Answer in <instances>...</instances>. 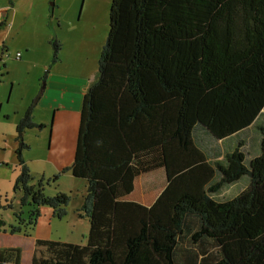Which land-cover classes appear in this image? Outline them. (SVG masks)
<instances>
[{"label": "trees", "instance_id": "16d2710c", "mask_svg": "<svg viewBox=\"0 0 264 264\" xmlns=\"http://www.w3.org/2000/svg\"><path fill=\"white\" fill-rule=\"evenodd\" d=\"M50 44L56 63L62 44ZM41 126L31 108L16 126L20 206L12 223L0 215L12 234L29 235L44 206L62 217L71 200L46 194L23 157L21 133ZM201 134L234 143L209 159ZM159 168L166 184L153 203L127 199ZM63 171L86 181L87 241L38 240L31 264H264V0H111ZM242 178V190L220 195ZM20 261L19 248H0V264Z\"/></svg>", "mask_w": 264, "mask_h": 264}, {"label": "crops", "instance_id": "0c3cea01", "mask_svg": "<svg viewBox=\"0 0 264 264\" xmlns=\"http://www.w3.org/2000/svg\"><path fill=\"white\" fill-rule=\"evenodd\" d=\"M53 1L55 2L54 7L61 10L65 0ZM79 1L80 6L78 4L77 17L73 14V8L70 11V16L68 14L65 17V9L61 14H56L55 9H48V14L47 11L43 13L45 14L41 18L43 22L41 23L40 20L38 30L34 31L32 42H37L40 50L36 43L35 46L25 45L22 48V53L20 52L19 58H16V53L19 51L14 53L15 59L20 60L21 63L26 64L29 68L34 81L43 79L42 90L40 89L41 92L38 93L34 85H28L24 92L25 101L22 104L15 102L11 104L13 90L9 89L8 83L5 84L7 86L2 85L0 87V114L3 113L10 124H12L10 129L14 128L16 130V126L24 113L28 108H31L35 123L39 126L43 125L33 128V130H39V133L34 134V137H31V133L28 134L29 138L25 139V143L29 147L23 152V157L31 171L34 183L40 179L44 180L43 184L46 194L53 195L60 191L71 195L75 191H80L81 197L78 201L75 204H71L68 209L66 208L68 217V225L66 227L70 226L69 223L73 224L75 227L73 230L71 229V234L77 231L78 234L80 233L84 237L86 233L88 234L89 226L86 221H83L85 217L80 213L79 209L82 205L86 181L73 176L69 171L64 172L63 169L73 162L83 95L97 74L96 64L103 45L102 26L104 27V24L108 22V17L105 22V13L100 14V11L97 12L91 6L92 2L87 6L88 0ZM10 11L6 5L0 6V23H3L2 25L0 24V29L4 36L10 34L15 26L13 21L16 13H11ZM66 13L68 12L66 11ZM53 15L57 17L56 26H54L52 21L54 19ZM101 19L103 23H101ZM52 37L58 39L62 44L60 59L56 63H52V49L49 46ZM4 47L7 50V46ZM10 55L9 53L6 54L9 57ZM36 109L40 112L37 117L34 115ZM9 131L7 130L6 133ZM25 132L24 130L23 138H25ZM1 133L2 140L3 134L6 133ZM226 140L228 139L215 140L204 134L199 137L202 150L209 159H220L222 157ZM4 142V140L0 142V161L4 159L2 153L5 150L2 147ZM204 142L212 144L208 146V149H205ZM160 170L164 172L163 186L152 195L154 197L152 202H147L148 204L145 205L153 203L164 188L166 184L165 171L159 168L141 174L135 180L136 188L138 178L146 174L149 176V174H154L157 171L161 172ZM3 172L4 169L0 165V179L3 176ZM56 174H59V177L65 176V183L69 184V186L61 187V179L59 177L58 186L57 182L49 183L45 181ZM154 184V179H147L146 188L154 186ZM133 192L130 196H127V199L131 200L130 197ZM57 218L59 219L50 207H42L38 223L29 235L12 234L8 230H0V248H19L21 251L20 264H31L33 256L44 251L43 247L37 245L38 240L78 243L75 242L77 237L75 234H73L72 238H68V235L62 237L57 234ZM60 218L62 219L63 217ZM8 219L9 221L11 220L10 217H7Z\"/></svg>", "mask_w": 264, "mask_h": 264}, {"label": "rangeland", "instance_id": "374dc122", "mask_svg": "<svg viewBox=\"0 0 264 264\" xmlns=\"http://www.w3.org/2000/svg\"><path fill=\"white\" fill-rule=\"evenodd\" d=\"M92 2V7L97 10V12L100 11V14L103 12L105 13V22L106 13H109V6L111 0H88L87 6ZM55 2L53 0H0V6L6 5L11 10L10 12H15V18L13 21V24H15L13 31L8 34L7 36H4L2 30L0 29V87L2 85H5L8 83L9 89H12V97H11V104L12 103H23L25 101L24 92L28 85H34V88L36 89V92H40L41 84L43 83V80L40 79V81H34V77H31V72H29V68L26 66V64L21 63L20 60L15 59L14 53L19 51L22 53V48H24L25 45L35 46L37 42H33V34L34 31L37 29L40 25V20L42 17L45 16L43 14L48 9L53 10L55 9L56 14H61L62 11L65 9L68 13L64 14V17L69 14L70 11L73 8V14L75 16H78V4L80 6L79 0H65L64 4L62 5V9L58 10V8L54 7ZM54 19L53 24L54 26L57 25V17L56 15H53ZM49 19V18H48ZM51 19V17H50ZM77 19V18H76ZM43 21L41 20V23ZM101 23H103L101 19ZM36 32V31H35ZM102 44L105 41V38L107 36L108 32V22L104 24V27L102 26ZM53 38V37H52ZM39 42V40H38ZM38 44V43H37ZM4 46H7V50ZM50 48L52 49L51 44H49ZM38 49L40 50L39 44ZM11 54L10 57L6 56V54ZM100 55V53H99ZM99 59V56H98ZM59 61V60H58ZM98 67V60L96 64V69ZM5 85V86H7ZM4 86V87H5ZM1 95V93H0ZM40 114V112L36 109L34 112V115ZM35 117V116H34ZM12 128V124L7 120V118L4 116L3 113L0 114V142L4 140V144L2 145L3 148H5L4 151H2L4 155L3 161H0V165L2 166V169H4L3 176L0 179V202L2 208H0V215L2 216L3 220L5 221V224L12 223L13 221V212L17 211L20 206V197H21V190L19 188H15V181L17 176L19 175V170L16 167L17 158L15 155V149L19 145L20 141L18 139V133L14 128ZM7 130H10L8 133ZM25 138H23V132L21 133L22 141L25 142V139H28V134L31 133V137H34V134L36 135L39 133V130H33V128H27L25 129ZM33 131V132H29ZM1 132H5L6 134H3V138L1 140ZM257 132L258 129L254 126L250 127L246 133L243 135L246 137V143L247 145H255L257 142ZM13 134V136H11ZM234 139H228L224 142L225 147L227 145H231L233 143ZM212 144V143H211ZM209 143L204 142V148L208 149V146L211 145ZM1 148V147H0ZM250 148V147H249ZM252 148V147H251ZM250 148V149H251ZM25 151V150H24ZM161 172L157 171L154 174H146L143 177H140L137 179L136 182V188L133 194L131 195V200H136L138 202H141L143 204H148L152 202L153 196L155 192L162 188L163 181H164V172L163 170H160ZM147 176V177H146ZM146 177V178H144ZM61 179V187L69 186V184L65 183V176L59 177ZM57 178V186L59 185L58 181L60 180ZM154 179L155 184L154 186H150L146 188L147 185V179ZM59 179V180H58ZM245 178H242L241 181H239L236 184H233L231 186L224 187L220 191V195L222 196H231L240 190H242L246 186V180ZM146 189V190H145ZM52 192V191H51ZM70 193V192H69ZM130 196V195H129ZM71 200L69 204L67 205V209L71 204H75L78 199L81 197L80 191H75L71 193L70 195ZM146 200V201H145ZM8 201H11V207H5L4 204H7ZM148 202V203H147ZM7 217H10L11 220H7ZM63 218H57V234H60L62 237H66L68 235V238H72L75 234L76 241L78 243L74 244H85L87 241V233L84 237L81 236V234L74 232L71 234V229L75 227L73 224L69 223L70 226L68 228L66 227L67 224V215L64 214L62 216ZM83 221H86L89 226V222L86 218H83ZM71 234V235H70ZM72 243V242H71Z\"/></svg>", "mask_w": 264, "mask_h": 264}, {"label": "built area", "instance_id": "2783aa9c", "mask_svg": "<svg viewBox=\"0 0 264 264\" xmlns=\"http://www.w3.org/2000/svg\"><path fill=\"white\" fill-rule=\"evenodd\" d=\"M20 54H21L20 52H17L16 53V58H19L20 57Z\"/></svg>", "mask_w": 264, "mask_h": 264}, {"label": "water", "instance_id": "95a60500", "mask_svg": "<svg viewBox=\"0 0 264 264\" xmlns=\"http://www.w3.org/2000/svg\"><path fill=\"white\" fill-rule=\"evenodd\" d=\"M42 90V89H41ZM41 90H40V92H41Z\"/></svg>", "mask_w": 264, "mask_h": 264}]
</instances>
